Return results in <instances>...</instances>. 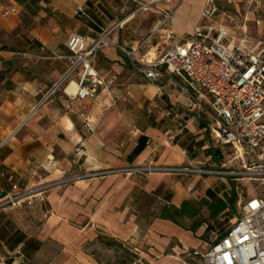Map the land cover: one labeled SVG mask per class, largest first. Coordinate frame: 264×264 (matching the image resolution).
I'll list each match as a JSON object with an SVG mask.
<instances>
[{"label":"crops","instance_id":"obj_1","mask_svg":"<svg viewBox=\"0 0 264 264\" xmlns=\"http://www.w3.org/2000/svg\"><path fill=\"white\" fill-rule=\"evenodd\" d=\"M215 2L220 13L210 22L202 19L206 0L4 1L3 7L16 13L6 16L0 8V191L10 193L17 185L33 194L14 206L41 200L48 210L32 235L12 217L0 216V253L16 255L33 240L38 247L48 242L56 253L46 262L65 264V254L78 241L93 242L104 234L135 242L141 231L150 255L163 254L158 264H171L180 247L200 245L180 219L184 228L154 217L185 202L195 208L225 178L104 173L148 165L198 167L219 159L214 123L205 111L189 107L176 84L183 80L171 74L150 80L127 57L147 42L139 55L149 53L145 58L153 60V53L157 58L171 45V32L185 36L206 24L264 41V0ZM169 11L172 20L163 25ZM105 34L96 65L104 85L96 98L80 100L62 85L36 109L37 87L57 86L68 70L69 38L77 35L94 44ZM80 75L69 81L77 85ZM169 109L180 119L166 116ZM87 119L92 132L85 128ZM36 257L41 261L40 254ZM4 259L0 254V264ZM70 260L96 264L85 254Z\"/></svg>","mask_w":264,"mask_h":264},{"label":"built area","instance_id":"obj_2","mask_svg":"<svg viewBox=\"0 0 264 264\" xmlns=\"http://www.w3.org/2000/svg\"><path fill=\"white\" fill-rule=\"evenodd\" d=\"M4 1L0 0L3 14L16 13L15 8L3 7ZM219 13L215 0H206L202 19L211 22ZM170 20L171 11L165 14L162 24L166 25ZM107 37L108 34L103 35L94 44L77 35L69 38L68 70L57 86L49 89L37 87L40 99L36 109L50 102L60 86L64 85L67 92L74 84L69 79L77 73L81 75L74 96L80 100L96 98L99 87L104 85L96 65ZM168 39L172 40L171 45L154 60L145 58L149 53L144 57L139 55L147 42L127 52L132 67L150 80L165 74L180 77L183 83L176 84L188 98L189 107L205 111L213 121L215 144L232 146L240 157L242 151H248L258 161H264V41L250 40L246 36L238 38L225 26L211 24L200 25L192 34L185 36H175L171 32ZM166 116L180 119L179 112L172 109L166 112ZM85 128L88 132L94 130L91 119L86 120ZM158 171L223 178L230 174L192 166L151 165L106 171L104 174H150ZM32 194L22 193L17 185H13L10 193H3L0 210L29 199ZM195 264H264V199L247 198L241 204L231 230L201 254Z\"/></svg>","mask_w":264,"mask_h":264},{"label":"rangeland","instance_id":"obj_3","mask_svg":"<svg viewBox=\"0 0 264 264\" xmlns=\"http://www.w3.org/2000/svg\"><path fill=\"white\" fill-rule=\"evenodd\" d=\"M150 58L154 60L155 54L153 53ZM219 150L221 152L218 156L219 159H210L207 165L195 168L216 169L230 174L224 177V182H218L219 188L216 187L217 184L212 186V190L206 193L207 197L196 203L195 210H198L196 217L180 219L181 224L186 229L194 228L201 221L205 222V225L199 228L195 234V237L201 240L200 245L196 249L180 247L178 254H176V259H173L171 264H195L201 254L205 253L210 246L221 239L223 234L231 230L239 216L241 204L247 198L259 197L264 199V161H258L248 151H242L243 155L240 157L239 152L232 146L220 147ZM214 162L218 167H216ZM11 186L9 185V190ZM205 201L213 204L224 201L229 207L217 219L213 220L210 217L208 205L204 203ZM232 204L236 208L235 211L230 207ZM47 210L48 206L44 201L34 200L33 205L28 203H24L21 206L10 205L0 210V216L12 217L23 232L32 235L33 231L40 228L44 220L42 213ZM142 235L143 232L140 231L139 237L135 242L115 239L119 242V245L113 243L112 246L106 245V240L111 237L104 234H98L97 240L99 239V242L94 244H90V242L81 244V241H78L67 252L68 254H65V264H76L70 258L77 259L82 254L92 258L96 264H158L163 259V254L151 256L150 247L141 243ZM175 243L178 244L176 241H172V244ZM51 246L47 242L40 244L38 247L33 240L21 250L20 254L4 256L1 252L0 254L5 258L2 263L49 264L46 260L56 253V247H53V250ZM37 253L40 254L41 261L36 257ZM57 253H60V250ZM168 253L170 252L166 251L164 255Z\"/></svg>","mask_w":264,"mask_h":264},{"label":"trees","instance_id":"obj_4","mask_svg":"<svg viewBox=\"0 0 264 264\" xmlns=\"http://www.w3.org/2000/svg\"><path fill=\"white\" fill-rule=\"evenodd\" d=\"M217 153H218V155H220L219 151H217ZM204 203L208 205L209 212H210V217L213 220L217 219L229 207L226 203H224V201H221V202H219L217 204L208 203L206 201ZM230 207L234 211L236 210V208H235V206L233 204ZM197 215H198V211L195 210V208L193 207V204H191L190 202H185L182 205L181 209H177L175 207L164 208L162 210V212L159 215H156L154 218L170 220V221L174 222L175 224L183 227L180 224L179 219L194 218ZM204 225H205V222L201 221L194 228L187 229V230L192 231L194 234H196L198 229L201 228ZM207 229H209V227H207ZM226 234L227 233L223 234L221 238H223ZM106 241H107L106 245H109V246H112L113 243H116V244L119 245V242H117L114 238L107 239ZM96 242H99V239L98 240L96 239L95 241L90 242V244L91 243L94 244ZM91 255L93 256V254H91Z\"/></svg>","mask_w":264,"mask_h":264},{"label":"bare ground","instance_id":"obj_5","mask_svg":"<svg viewBox=\"0 0 264 264\" xmlns=\"http://www.w3.org/2000/svg\"><path fill=\"white\" fill-rule=\"evenodd\" d=\"M76 92H77V86H76V84H72V85L68 88V90H67V93H68L69 95H71V96H74V95L76 94Z\"/></svg>","mask_w":264,"mask_h":264},{"label":"water","instance_id":"obj_6","mask_svg":"<svg viewBox=\"0 0 264 264\" xmlns=\"http://www.w3.org/2000/svg\"><path fill=\"white\" fill-rule=\"evenodd\" d=\"M3 198V193L0 191V200Z\"/></svg>","mask_w":264,"mask_h":264}]
</instances>
